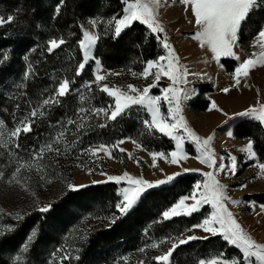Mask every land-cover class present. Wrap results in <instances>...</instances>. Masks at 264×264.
I'll return each mask as SVG.
<instances>
[{"label":"rangeland","instance_id":"374dc122","mask_svg":"<svg viewBox=\"0 0 264 264\" xmlns=\"http://www.w3.org/2000/svg\"><path fill=\"white\" fill-rule=\"evenodd\" d=\"M118 1L122 4V0ZM122 14L123 5L122 11L117 17ZM0 19L7 20L5 15H1ZM109 19L99 23L98 26H101V29L103 28V32L113 33L112 26L106 24ZM89 20L91 19L85 18L81 21L79 25L81 35L82 29L95 31L98 35V26L93 30L89 24ZM158 20L164 28V31L159 33L162 35L161 39H158L160 53L154 60L159 56L166 55V50L163 48L161 41L167 38V42L171 44L177 56L180 58L182 70L186 69L187 71L184 82L178 85L187 94V99H182L181 101L182 115L188 123V126L195 131L197 135L200 137L213 136L211 148L218 158V163L221 162L219 158L223 157V163L227 168L231 164L230 157H235L237 165L236 174L231 175L227 171L219 172L217 179L226 186V194L232 200L239 201L238 204L228 203L227 205L235 219L258 243H264V210L261 208L264 204L257 201L258 198L264 199V174H260V170L257 167L261 162L257 154L254 158L249 159L248 155L241 151V149L248 144L250 139H239L234 134L235 126L242 121L259 123L264 131V125L259 121L250 117L236 116V113L243 112L250 106H257L258 101L264 104V66H258L252 69L248 77L241 78V85L235 87L232 73L240 61L231 57H221L219 60H215L213 59V54L206 46L201 47L198 41L192 39V36L197 31L194 18L191 15L190 9L186 11L185 6L180 0H161V6L158 9ZM100 21L102 20L100 19ZM145 28L150 31L146 26ZM256 35L249 42L248 51L246 53L242 51L238 42L233 48V51L241 58V61L248 58L251 53L259 51L258 47H253V41ZM82 38L81 36V39ZM95 49L96 45L92 49L93 59L88 61V63L93 61L94 80L95 73L99 71V74L107 75V79L102 83L110 86L115 85L125 88L127 85L132 84L142 89L152 83L154 76H149L147 79H144L139 75L133 76V71H106L103 70L101 65L99 70H97L95 64ZM81 55L83 59L82 52ZM223 60L232 62L227 65L233 69H231L232 71H228L229 69H227L226 64L222 63ZM142 71L143 69L141 72ZM152 71L154 72L155 69ZM116 73L119 75H115ZM17 74L19 75V73ZM65 78L69 79L67 76ZM170 83L167 77H162L157 87L151 89L150 94L154 96L161 95L160 90L168 87ZM245 84L247 87L244 86ZM85 86L88 87V85ZM224 88H229V92L224 93L222 91ZM9 89L10 87L6 89V92ZM51 89L45 93L47 94L46 97L49 96L48 92L51 91ZM110 99L112 100V98ZM213 101L216 102L217 107L222 109V111H216L215 109L209 111ZM41 104L42 102L39 105L29 104L28 111L26 110L24 113H22V111H17V113H14L9 123H5L4 119H0V122H2V126H0V210H2L0 211V222L4 217L17 221L21 220L16 218L17 214H20L24 218L33 212H39L38 207L41 205H53L68 192H77L70 191L67 188L68 183L86 185V187L114 183L117 185V195L122 187H127V184L126 182L117 184L113 181H107V176L109 175L117 176L122 175L124 172H128L132 176H142L145 180L155 182L156 180L165 179L167 175L180 172L181 175L177 176L173 181L149 189L148 192L171 186L179 177L188 175L193 177L195 181L190 186L189 184L183 185V189L185 190V192L183 191V195H187L192 191L193 186L197 182L204 180V177L201 175L202 172L213 170L201 164L195 158L197 155L196 145L187 138L184 142V151L188 156L187 160H183L179 164H169L163 159L158 158V167H152V159L149 155L150 152L169 153L175 150V142L158 132V135L170 140L172 144L171 150H150L144 148L142 145L141 148H137L136 144L132 142L136 140L124 138L121 139L124 141L123 144H119L118 147L112 149V158L105 156L103 153H100L98 157L83 155L84 149L98 145H89L88 143L76 144L75 140H71L73 134H66L69 126L67 123L68 120L47 125L44 129L43 127L40 128L41 126L39 125V131L37 130L35 135L31 138L26 137L28 133H21L18 138L10 139V132L19 126L21 121L28 120L30 118V113L34 109L40 108ZM167 108V103L162 102L161 110L165 115L167 114ZM44 109L46 108L42 110L45 111ZM128 111H134V114L138 116V120H142V122L145 119H150L146 109L141 106H133L122 115ZM77 114L78 120H81L80 117L84 115H88L89 117L85 121L86 123L93 120V116H91L90 113L78 112ZM121 116L117 117V119ZM61 132L64 133L63 141L60 144H54V141ZM229 133H231V135H229ZM180 134L183 135L182 130ZM118 141L112 145H116ZM136 143L138 142L136 141ZM17 144L19 147H17ZM47 144H54V147L59 148V154L55 151H45L42 154V159L34 160L33 157H36L37 154L40 153L41 148ZM120 148H123L125 151L121 152L119 150ZM129 153H131L135 159H129ZM137 160L139 163H137ZM21 164L32 166L21 168L20 172L17 173L16 170ZM37 165H39L41 170H37ZM78 165H82V167ZM184 168L198 169L199 171L184 172ZM101 172L105 175H101ZM14 176L15 179L13 178ZM17 181H19V183H17ZM94 181L105 182L93 183ZM242 185L246 186L242 187ZM179 197H177L173 203H175ZM91 203L92 202L88 199L78 201V204L81 206V208L78 209L79 211H76L77 209H69L63 217L59 218L60 224L57 227H54L55 225L50 226L51 232L48 231L44 233L42 237L35 240L37 245L30 248L27 253H21L20 250L27 242V237L30 234L24 238L23 242L20 243L21 245L15 243L13 247L3 249L0 253V264H18L16 261L18 255L21 256L19 264H139L140 261H143L144 264H156L153 257L162 254L170 245L166 243L160 245L158 249L147 248L146 245L158 242L167 237L180 238L181 234L185 236L193 234L197 236L207 235L200 229H195L193 232H187L186 229L201 222L205 216L212 211L209 205H205L201 211L194 213L192 216L174 217L170 220L189 218L194 220V224L183 228L181 227L183 223L176 222L177 224L174 223L171 230L165 234L161 232L154 233L152 227L154 226L153 224L158 225L169 220H163L161 214L158 217L155 215L153 220H146V222L143 223L144 227L138 233L134 231L135 234L133 233L129 236L127 241H120L119 243L110 245L102 251H97L100 254L99 257L92 258V260L86 257L88 254L83 257L85 252L84 248H82L85 240L83 237L92 227L108 224V220L103 219V217H110L114 212L108 213L107 211H110V208H107L105 214L102 217H98V214H94L90 211ZM188 203H191V201H188ZM190 243L197 244L195 252H191L185 256L179 255L178 260V258L174 256L177 250L181 246ZM187 244L180 245L173 252L170 264H197L199 259L208 258L221 251L228 257L242 259V255L239 254L238 249L227 244L222 237L219 236L210 237L208 240H195ZM76 248L80 250L79 253L74 251ZM141 248H145V251H139ZM58 249H62V251H57ZM68 252H71L73 256L78 254L80 259L61 261V256Z\"/></svg>","mask_w":264,"mask_h":264},{"label":"trees","instance_id":"16d2710c","mask_svg":"<svg viewBox=\"0 0 264 264\" xmlns=\"http://www.w3.org/2000/svg\"><path fill=\"white\" fill-rule=\"evenodd\" d=\"M122 5L118 0H0V16L5 15L6 19L9 15L14 17L11 23L0 26V119L9 123L17 111L24 113L28 111L29 104L39 105L53 95L58 82L66 76L72 81L70 93L60 98V103L46 106L43 116L32 118V133H28L26 137H33L39 125L44 129L47 125L70 119L81 122L77 118L81 108H108L112 100L100 92L94 83L93 61L85 66L80 76L75 75V69L83 60L78 44L82 36L79 25L85 18L104 21L118 16ZM58 7L60 11L57 13ZM261 25H264V5L250 14L239 32L238 44L245 53ZM161 36L148 31L144 25L137 22L119 37H115L112 32H103V28L98 26L99 39L95 58L101 61V66L106 71L124 70L139 73L147 60H154L159 55L158 39H161ZM60 38H63L65 43L49 53L48 41ZM222 63L227 66L232 62L223 60ZM227 69L233 70L229 66ZM26 72L29 73L27 79ZM8 87L10 89L6 92ZM49 89L51 91L46 97L45 93ZM100 124L106 126L101 128ZM67 131L66 134H73L71 140H75L76 144L112 145L118 140L131 138L146 149H172L170 140L155 131L149 132L134 111L126 112L114 121L106 120L103 115L93 116L91 122L84 121V127L79 131L76 124L69 125ZM234 134L239 139L253 140L254 150L260 162L264 163V131L259 123L239 122L234 128ZM194 181V178L188 175L179 177L171 186L148 192L128 215L111 227L108 224L92 227L85 234L87 239L82 245L85 251L83 257L88 254V258H97L100 255L97 251L120 241H127L134 231L138 233L144 227L146 220H153L155 215L158 217L177 197L183 195V185L190 186ZM116 190L117 185L114 183L89 186L77 192H68L52 205L48 213L33 212L18 221L8 217L2 218L0 230H4L5 234L0 236V253L3 249L13 247L15 243L19 245L33 229L38 233L35 240L44 233L51 232L50 226L57 227L60 224L59 218L69 209L79 211L80 200L88 199L92 202L90 211L98 214V217H102L107 208H110L108 213L115 212L114 205L118 201ZM257 201L264 204L263 198H258ZM176 222L183 223V228L194 224L193 219L180 218L153 224L152 228L154 233L165 234ZM9 228L11 231L6 230ZM35 240L30 248L37 245ZM196 245L190 243L181 246L174 256L179 260V255L194 253Z\"/></svg>","mask_w":264,"mask_h":264},{"label":"snow or ice","instance_id":"6c2138e0","mask_svg":"<svg viewBox=\"0 0 264 264\" xmlns=\"http://www.w3.org/2000/svg\"><path fill=\"white\" fill-rule=\"evenodd\" d=\"M185 6V10L191 11V15L194 18V23L197 31L192 36V39L198 41L201 47H207L213 54V59L219 60L221 57H231L237 61H240L235 67L232 73V79L234 86L239 87L241 85V78L248 77L250 71L258 66H264V25H261L259 31L253 41V47H258V52L251 53L248 58L243 59L236 55L233 48L237 45L238 34L242 29L244 22L249 18L250 14L261 5H264V0H180ZM123 14L119 17L113 16L106 24L112 26L113 34L115 37H119L126 29L133 25L134 22H139L141 25H145L152 33L159 34L164 31L161 23L158 20V9L161 6V0H122ZM57 13L60 11L59 7L56 9ZM14 20L12 15L7 17V20L0 19V25L4 23H11ZM98 19L89 20V24L92 29L95 30L99 23H102ZM82 39L78 41L79 48L83 53V60L78 64L75 69V75L80 76L85 69L86 64L92 57V49L98 42V35L95 31H89L82 29ZM65 43L63 38L50 39L47 43V51L52 53L55 49L59 48ZM163 48L166 50V55L159 56L156 60H147L143 71L140 73L133 72V76H141L147 79L149 76H154L151 84L144 88H138L135 85L129 84L125 88L117 87L115 85H108L102 83L107 79V75L99 74V71L95 73L94 83L98 86L99 91L106 93L108 97L112 98V103L108 108H91V109H79L80 113H90L91 116L103 117L108 121H114L117 117L121 116L126 110L133 106H141L146 109L150 119L143 121L145 128L149 131H155L169 137L175 142V150L164 152H150L152 167H158L157 159H163L169 164H179L183 160H187L188 156L184 151L185 139H189L196 145L197 155L196 159L203 165H206L212 171L202 172L204 177L203 181L197 182L192 191L187 195H182L161 213L163 220H170L174 217H188L194 213L201 211L205 205H209L212 209L211 213L205 216V218L192 225L191 228L186 229L187 232H193L195 229H200L207 235L197 236L183 235L180 238L167 237L161 239L158 242H153L150 245H146L147 248L158 249L160 245L169 244L170 246L162 254L153 257L156 264H170L173 252L180 246L187 244L195 240H208L210 237H222V239L229 245L238 249L239 254L242 255V259L236 257H228L224 252H219L211 255L208 258H201L197 261V264H264V243H258L235 219L233 213L228 208V203L238 204L239 201L232 200L226 194V186L222 184L217 175L219 172L227 171L231 175L236 174V159L230 157L231 164L226 168L223 163V157H220V163L217 162L215 152L211 148V142L213 136L200 137L193 131L182 115V99H187V94L178 85L184 82V77L187 75L186 69L182 70L180 65V58L177 56L175 50L171 44L167 42V38L161 41ZM6 58V57H5ZM27 60V57H25ZM97 70H99L101 61L95 60ZM155 69L153 72L152 70ZM31 70V65H29ZM29 73H25L27 79ZM115 75H119L116 73ZM162 77H167L171 82L168 87L162 88L161 95L154 96L150 94L152 88L157 87L158 82ZM72 81L65 78L58 82L54 89V93L49 98L42 101L40 108L34 109L30 113V118L26 121H21L13 131L10 132L9 138H18L21 133L27 134L32 131L33 119L39 116H43L45 113L42 111L46 106L60 103V98L67 96L71 91ZM247 87V85H244ZM90 88V85H89ZM224 93L229 92V88L222 89ZM83 99V97H81ZM165 102L168 105L167 114L165 115L161 110V103ZM215 109L216 111H222L218 108L216 102L213 101L209 108V111ZM226 114V113H225ZM236 116L250 117L259 121L264 125V104L257 102V106H250L243 112L236 113ZM88 115L81 117V122L77 123L74 120H68V124H76L77 131L84 127V121L88 119ZM2 126V122H0ZM105 124H100L99 127H105ZM181 130L183 135H181ZM231 135V133H229ZM64 139V133L61 132L54 144H60ZM136 144L137 148L142 146L136 141H132ZM124 141L120 140L116 145L100 144L95 147H89L83 150V155L90 157H98L100 153L112 158V149L123 144ZM54 144H47L41 148L40 153L34 160L42 159V154L45 151H55L59 154L60 149L54 147ZM17 147L19 145L17 144ZM121 152L125 151L123 148L119 149ZM245 152L249 159L256 156L254 151V141L249 140L248 144L241 149ZM129 159H135L131 153L128 154ZM137 163L139 161L137 160ZM32 165L21 164L17 168V173L21 168L31 167ZM82 167V165H78ZM257 167L260 170V174H264V163L258 164ZM37 170H41L37 165ZM91 171V170H89ZM162 171V170H161ZM184 172L199 171L198 169L184 168ZM101 175H105L103 172ZM181 175L180 172L167 175L165 179L156 180L151 182L145 180L142 176L136 177L130 175L128 172H124L122 175L107 176V181H113L117 184L126 182L127 187H122L117 195L118 201L115 203V212L110 217H103L108 220V225L111 227L119 219L128 215L142 199V197L148 192L149 189L157 187L159 185L169 183L173 181L177 176ZM15 179V176L13 177ZM105 181H94L93 183H103ZM19 183V181H17ZM246 185H242L245 187ZM86 187V185H74L72 183L67 184V188L70 191H78L80 188ZM191 201V203H188ZM264 210V205L261 206ZM52 209V204H44L38 207V211L41 213H48ZM2 211V210H0ZM17 219H23L20 214L16 215ZM11 231V229H6ZM5 231L0 230V236L4 235ZM37 230L33 229L31 234L27 237V242L22 246L20 252L27 253L32 242L37 237ZM87 239L85 235L83 237ZM57 251H62L58 249ZM76 253H79V249H74ZM144 252L145 248L139 249ZM61 261L65 260H79V255L73 256L71 252L65 253L61 256ZM126 259V258H125ZM16 261H21V256L16 257ZM139 264H144L140 261Z\"/></svg>","mask_w":264,"mask_h":264},{"label":"crops","instance_id":"0c3cea01","mask_svg":"<svg viewBox=\"0 0 264 264\" xmlns=\"http://www.w3.org/2000/svg\"><path fill=\"white\" fill-rule=\"evenodd\" d=\"M239 45V44H238ZM104 70V69H103Z\"/></svg>","mask_w":264,"mask_h":264}]
</instances>
